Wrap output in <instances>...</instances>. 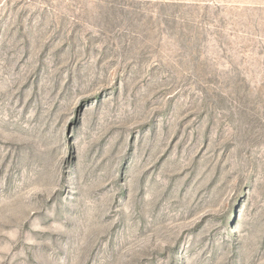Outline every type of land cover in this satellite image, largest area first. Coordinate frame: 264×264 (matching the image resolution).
<instances>
[{
	"label": "rangeland",
	"instance_id": "rangeland-1",
	"mask_svg": "<svg viewBox=\"0 0 264 264\" xmlns=\"http://www.w3.org/2000/svg\"><path fill=\"white\" fill-rule=\"evenodd\" d=\"M0 264H264V0H0Z\"/></svg>",
	"mask_w": 264,
	"mask_h": 264
}]
</instances>
